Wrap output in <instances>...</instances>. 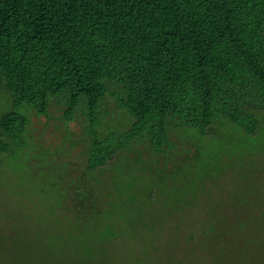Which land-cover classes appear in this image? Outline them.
Wrapping results in <instances>:
<instances>
[{
  "label": "rangeland",
  "instance_id": "374dc122",
  "mask_svg": "<svg viewBox=\"0 0 264 264\" xmlns=\"http://www.w3.org/2000/svg\"><path fill=\"white\" fill-rule=\"evenodd\" d=\"M107 85L100 137L133 121ZM12 108L0 86V116ZM64 108L23 104L18 139L0 136V264H264V110L252 134L170 124L161 151L139 138L91 172L88 123Z\"/></svg>",
  "mask_w": 264,
  "mask_h": 264
},
{
  "label": "trees",
  "instance_id": "16d2710c",
  "mask_svg": "<svg viewBox=\"0 0 264 264\" xmlns=\"http://www.w3.org/2000/svg\"><path fill=\"white\" fill-rule=\"evenodd\" d=\"M108 82L133 121L100 137ZM0 86L13 106L0 136L11 140L23 104L44 114L54 97L66 121L81 112L91 172L139 138L161 151L170 124L206 135L226 118L252 134L264 110V0H0Z\"/></svg>",
  "mask_w": 264,
  "mask_h": 264
}]
</instances>
